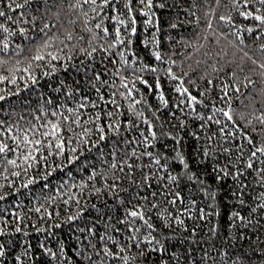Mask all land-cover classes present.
I'll return each instance as SVG.
<instances>
[{"label":"trees","instance_id":"trees-1","mask_svg":"<svg viewBox=\"0 0 264 264\" xmlns=\"http://www.w3.org/2000/svg\"><path fill=\"white\" fill-rule=\"evenodd\" d=\"M114 2L122 13L123 25L110 18L119 13L98 8L97 16L83 0H29L27 4L24 0H0V10L6 13L0 17V24L8 29H0V76L8 78L0 80V96H4L0 100V131L4 132L0 140L15 147L13 135L22 140L25 130L35 126L43 132V125L58 118L63 128L64 116L69 117L68 123L74 119L68 109L79 111L82 125L93 118V123L85 125L92 129L87 144L74 137L70 144L66 143L63 155L49 156L46 162L37 153V163L26 172L8 165L7 160L15 158L19 164V153L27 149L0 157V246L4 250L0 264H124L120 258L123 255L134 257L128 264H238V257L243 264H264V256L260 255L264 252V210L251 212L264 204V199H258L264 193V155L258 153L253 158L252 169L245 167L250 149L264 143V124L258 119L264 116V26L257 28V21L240 15L241 11H255L261 5L252 0L247 8L244 0H236L238 8L232 0H153L151 23L145 24L148 17L141 15L143 5L132 0L137 28L132 34L124 8L128 0ZM77 3L81 7H73ZM16 4L24 7L16 8ZM227 15H231V24L220 20V16ZM97 23L101 28H96ZM116 27H120L125 43L109 48L115 40ZM103 28L109 30L108 36ZM248 28L253 31L248 32ZM146 40L149 43H144ZM45 43L50 46L45 47ZM154 51L161 53V61L155 59ZM120 52L125 53L127 64L118 55ZM48 53L59 59H51ZM37 54L44 59L34 60ZM145 64L158 71L135 72ZM168 68L183 78L192 95L203 101L194 105L195 113L186 103L180 104L186 96L174 91L180 81L168 78ZM121 75L129 81L134 75H143L153 88L159 78L161 88L149 91L136 81L139 91L125 100L119 95L126 92L119 88ZM224 85L228 86V97L222 100ZM160 91L167 106L158 99ZM113 98L120 105L118 110L107 103ZM132 99L140 101L135 110L143 112L142 117L129 111ZM82 103L85 106L80 108ZM229 104L236 128L251 138L253 145H248L233 128V122L220 114L214 120L227 123L236 139H222V125L214 122L200 127L213 115L214 107L228 110ZM108 111L114 112L112 118L107 117ZM97 112L101 113L100 125L105 127L104 140L96 131ZM197 114L204 120L197 119ZM145 119L154 126L157 136L148 147L142 143L141 135L146 133ZM113 123L120 125L118 130L107 127ZM72 126L75 132L82 131ZM62 134L66 139L72 135L66 129ZM29 136L32 138L31 132ZM50 139L44 138V143ZM237 144L244 146L238 163L236 158L241 153ZM72 148L76 151L72 152ZM224 148L230 152L224 153ZM174 149L183 152L189 169H183L173 159ZM205 149L209 151L207 157L203 155ZM147 151L161 160V166L140 155ZM47 154L45 148L43 155ZM164 164L168 167H162ZM225 165H229L230 172L239 169L243 174L216 181L215 176L222 175L216 169ZM13 172L20 175L14 176ZM189 174L194 179L190 180ZM169 175L176 176V181H169ZM145 176L150 179L145 180ZM196 178L204 184L197 183ZM213 191L215 199L210 194ZM136 208L153 227L149 229L135 218L134 227L140 231L132 240L134 233L121 221L127 210ZM201 209L212 214L201 218ZM233 211L246 218L243 224L237 220L235 225H229ZM177 216L183 224L176 223ZM17 227L20 231H16ZM213 227L217 229L215 233ZM149 234L151 238L145 239ZM105 247L113 253L124 247L125 252L109 257L104 254Z\"/></svg>","mask_w":264,"mask_h":264},{"label":"snow or ice","instance_id":"snow-or-ice-1","mask_svg":"<svg viewBox=\"0 0 264 264\" xmlns=\"http://www.w3.org/2000/svg\"><path fill=\"white\" fill-rule=\"evenodd\" d=\"M28 2H29V0H24L25 4H27ZM119 2H123V0H119ZM138 2H139V4L143 5V8L141 9V15L148 17V19L145 20V24H150L151 23V15H152L151 10L153 8V0H138ZM217 2L219 3V0H217ZM232 2H233V6L238 8L236 0H232ZM252 2L259 3L261 5V8H257V9H255V11H251V10L241 11L240 15L243 16L245 19L251 18L252 20L257 21L258 22L257 28H260V27L264 26V11L261 10V9H264V0H252ZM131 3H132V0H128V2L124 4V8L127 10L128 17L130 18V21H131V33L135 34L137 32V28L135 26L136 20L132 15L134 12V8L130 6ZM244 3H245V7L247 8L249 6L250 0H244ZM83 4L90 5L91 6L90 10L92 12L96 13L97 16L100 15V12L97 11L98 8L100 10H103L105 8H111V10L113 12H117L119 14L111 16L110 18L112 20L117 21L118 25H123L125 23V21L123 19H121L122 13H120L119 8L117 7V2H114V0H100L99 4H97V0H83ZM8 7L9 8L12 7L11 2L8 4ZM15 7L16 8H23L24 5L16 4ZM73 7H81V4L77 3L76 5H73ZM5 15H6V13L4 11L0 10V17H4ZM84 15L87 16V13H84ZM8 19H11V17H8ZM220 20L226 24L232 23L231 15L220 16ZM101 26H102L101 23L96 24V28H101ZM175 26L176 25H172V27H175ZM208 26H209V28H211V26H212L210 21H209ZM45 27H47V25H45ZM0 29H3L4 32H8V29L5 28L2 24H0ZM20 31L23 33L24 29H21ZM89 31H91V29H89ZM247 31L252 32L253 29L248 28ZM103 32H104L105 36L109 35V30L107 28H103ZM9 35H11V33H9ZM71 38L72 37L69 35L68 39H71ZM151 42L152 43H158L157 41H151ZM124 43H125V40L121 37V29H120V27H116L115 28V40L113 41L112 44L109 45V48H115L117 45H121ZM127 43H131V41H127ZM144 43H149V41L146 40V41H144ZM3 46L5 49L8 48V44L6 42H4ZM44 46L49 47L50 45L45 43ZM262 48H264V45H262ZM95 50L96 49L93 48V51H95ZM48 55L53 60L59 59V56L53 55L52 53H48ZM89 55H91V53H89ZM118 55L121 57V60L123 61L124 64L128 63V61L126 59H124V57H125L124 52H120V53H118ZM153 55L157 61L162 60V56H161V53L159 51H154ZM33 59L40 61V60L44 59V56L41 54H37L36 56L33 57ZM0 63H3V62H0ZM172 63H175V62L172 61ZM261 67H264V65H261ZM53 70H55V69H53ZM144 71L156 73L158 71V69L156 67H149L147 64L143 65L141 68L135 69V72H138V73H143ZM166 71H167L168 78L170 80H179L180 81L174 89L175 92L180 93L182 96H186V101L184 99H182L180 101V104L186 103L187 108H189L190 110H192V112L195 113L194 105L202 104L203 101L199 100L196 95H192L189 92V89L184 86L183 78L176 76V74L174 72H172L171 68H168ZM117 72H119V69L117 70ZM187 75H188V73H184V76H187ZM5 79H8V78L0 76V80H5ZM32 79H33V82H35L34 78H32ZM96 79L97 80L100 79L99 75H97ZM136 81L147 86L149 91L159 90L161 88V83H160L159 78L156 79L155 86L153 88V86L149 85L148 81L146 79H144L143 75H134L131 81H129V79L127 77L121 75L119 88L126 89V92L121 91V92H119V95L121 97H123L125 100L132 98L133 92L139 91V89L136 88ZM11 82L14 83L15 79L13 78ZM105 83H107V81H105ZM130 83H131V87H129ZM209 83L211 84L212 81H209ZM99 91L100 90L97 89L98 93H99ZM222 91H223V96L221 97V99L223 100L226 97H228V86L224 85L222 88ZM115 95H116V93H112L113 97ZM200 95L203 96L204 93H200ZM3 99H4V96H0V100H3ZM100 99L104 100V97L100 96ZM158 99L162 102V104L164 106L168 105V101L165 99L164 93L162 91H160L158 93ZM107 103H109L111 105H115L117 110L120 107V105L118 104V102L115 98L110 99L109 101H107ZM139 103H140L139 100L132 99V102L128 104V109L133 115H136L137 117H142L143 112H137L135 110V105L139 104ZM84 106L85 105L83 103L79 105L80 108H83ZM95 106L96 105L94 104L93 107H95ZM177 107H179V105H177ZM68 111L72 114L74 119L71 120V123H68L69 117L64 116L63 121L65 122V124H64L63 128L61 126V121L58 118L56 122L49 121L46 125H43V127L45 129L43 132L38 131L35 128V126H33V129H31V130H25L23 135H22V140L18 139L17 136L13 135L11 137V139L14 142V144L16 145L15 147H11L4 140H0V157L5 156L9 152H19V150L22 148L27 149V151L19 153V158H20L19 164L17 163V159H15V158L7 160L8 165H11L15 168H23V170L26 172L28 168H31L33 166V164L37 163V155H36L37 153H40V159L46 162L49 156L63 155L65 152L66 143L70 144L71 140L74 137L77 138L80 142L87 144L88 143L87 137H89L92 134V129L85 127V125L93 123V118L89 117V119L85 120L83 122V125H82L80 122L79 111L74 110V109H68ZM212 112H213V115L208 116L207 121L200 124L201 128H204L208 122H214L216 125H222L219 127V135L222 139L228 140L230 137L233 139H236L235 132L228 130L229 125L227 123H223L219 119L214 120V116L216 114H220L223 117H225L227 121L233 122V128L236 129L237 132H240V136L243 139L247 140L248 145H253V140L251 138L247 137L246 135H244V133L242 131H240L238 128H236L235 122L233 121L232 109H231L230 104H229L228 110H224L223 108H215L214 107L212 109ZM106 114H107V117H109V118H112L114 116L113 111H108ZM53 115H56V113H53ZM196 118L200 119L202 121L204 120V117L200 116L199 114L196 115ZM258 119H259L261 124H264V116L258 117ZM94 120L96 122V131L98 133H100L99 138H100V140H104L105 139V134H104L105 133V127L101 126L99 123V121L101 120V113L100 112H97L95 114ZM2 123L3 122L0 121V124H2ZM249 123H251V121H249ZM144 124L147 125V129H146V133L145 132L141 133V135L143 136L142 143L144 144L145 147H148L150 145H153L154 141L157 139V136H156V132L153 130L154 126L148 120L145 119ZM72 125H75L76 127L82 128V131L79 133L75 132ZM119 126L120 125L118 123H113V124L107 125L108 128L114 129V130H118ZM180 126H181V128L184 127V121L183 120H181ZM65 129L68 133L72 134L71 136H68L67 139L62 134L65 131ZM7 131L11 132V129H7ZM30 132L32 133V138H30V136H29ZM3 135H4V132L0 131V136H3ZM193 135H195V133H193ZM215 135L216 134L214 133L213 136H215ZM37 136H39L40 138H36ZM44 138H51V139L48 140L47 143H44ZM197 139H199V138L197 137ZM177 143H179V138H177ZM45 148L48 150L47 156L43 155V151ZM243 148H244V146L242 144H237V150L241 153V155L237 156V158H236L237 163L240 161L241 157L243 156ZM71 151L75 152L76 149L72 148ZM174 151L176 152V155L173 159L178 160L179 163L183 166V169H189V164L186 161L185 155L183 154V152L180 150H177V149H174ZM223 152L229 153L230 149L224 148ZM250 152H251L250 158H249V160L245 166L247 169L253 168L254 165H253L252 161H253V158H257L258 153L260 155H264V143H262L259 147H254V150L250 149ZM197 154H199L198 151H197ZM132 155L135 156L136 152L133 151ZM140 155H142V156L146 155V156L152 158V161L155 165L161 166V160L157 157H154L152 152L147 151V152L141 153ZM203 155L206 157L209 156V151L207 149H205L203 152ZM25 165H27L26 168L24 167ZM112 167L115 168L116 165L113 164ZM129 167H131V166L129 165ZM162 167L167 168L168 164H164V165H162ZM5 171H7V169H5ZM216 171L218 173H222V175L217 174L215 176L216 181H221L224 178L228 177L229 175L239 176V175L243 174L242 172H240L239 169H237V171L235 173L230 172L229 171V165H225L224 167H218L216 169ZM261 171H264V169H261ZM12 175L19 176L20 173L19 172H13ZM6 178L7 177H5V179ZM188 178L190 180L194 179L193 175H191V174H189ZM149 179H150L149 176H145V180H149ZM176 179H177L176 176H173V175L168 176L169 181H176ZM196 180H197V183L204 184L203 180H201L199 178H196ZM29 183H31V181H29ZM97 191H99V189H97ZM206 194H207V192H206ZM210 194H211V197L213 199L216 198V192L213 191ZM155 195H156V193H153V196H155ZM176 196H177V198H179V192L176 193ZM0 199H3V197H0ZM258 199H264V193H262ZM175 202H176L175 200L171 201V203H173V204ZM66 203H67V201H66ZM239 203L243 206L245 203L244 199L241 198L239 200ZM152 207L155 208L156 205L153 204ZM208 207L212 208L213 205H209ZM258 208L261 210H264V204H259L257 207L252 208L251 212L252 213L257 212ZM36 210L39 211V209H36ZM185 211H187V210H185ZM200 212H201V218H204V217L212 214V213H206L204 211V209H201ZM77 215H79V213H77ZM171 215H172L171 213H168V216H171ZM230 217L231 218L228 221L230 226L235 225V222L237 220L241 221L242 224L246 220V218L244 216H242L239 211L231 212ZM74 218L75 217H69V219H74ZM130 218H132V219H130ZM135 218H138L139 220L143 221L144 224L149 229H152V227H153V225L149 222V220L145 219L144 213L139 208L127 210L125 220L121 221V223H127L128 229L134 233L133 236L130 238L132 240L136 239L135 233H138L140 231L139 228L134 227ZM175 220H176L177 224H183L184 223V221L182 219H180L179 216H177L175 218ZM247 223H251V220H247ZM0 231H2V230H0ZM16 231H20V228L17 227ZM216 231H217V229L215 227H213L212 232L215 233ZM150 238H151V234H149L148 237H145V239H150ZM152 239H154V238H152ZM135 246L139 247V244H137ZM103 251H104L105 255H107L109 257H113V256L119 255V253H124L125 248L120 247L119 253H113L107 247H105L103 249ZM3 255H4L3 246H0V256H3ZM141 255H143V253H141ZM260 255L264 256V252H262ZM120 258L124 261V264H128V261L130 259H134V257H129L128 255H123ZM16 260L20 261V257L17 256ZM237 261H238V264H243V260L240 259L239 257L237 258Z\"/></svg>","mask_w":264,"mask_h":264}]
</instances>
